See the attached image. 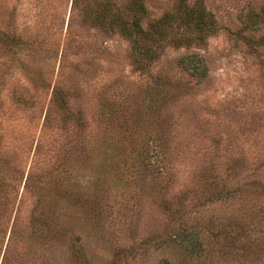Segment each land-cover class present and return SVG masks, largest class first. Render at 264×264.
<instances>
[{
  "label": "rangeland",
  "instance_id": "obj_1",
  "mask_svg": "<svg viewBox=\"0 0 264 264\" xmlns=\"http://www.w3.org/2000/svg\"><path fill=\"white\" fill-rule=\"evenodd\" d=\"M95 1L0 0V264H264V0L146 71Z\"/></svg>",
  "mask_w": 264,
  "mask_h": 264
},
{
  "label": "trees",
  "instance_id": "obj_2",
  "mask_svg": "<svg viewBox=\"0 0 264 264\" xmlns=\"http://www.w3.org/2000/svg\"><path fill=\"white\" fill-rule=\"evenodd\" d=\"M82 20L125 38L135 69L146 71L165 46H201L216 31L211 13L201 0H175L170 10L150 17L143 0H126L124 7L110 0H96L82 5ZM178 63L191 77L206 75V66L193 53L182 54ZM168 264V263H164Z\"/></svg>",
  "mask_w": 264,
  "mask_h": 264
}]
</instances>
